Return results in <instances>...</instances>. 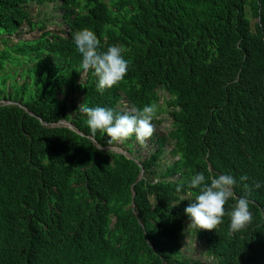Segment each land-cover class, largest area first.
I'll list each match as a JSON object with an SVG mask.
<instances>
[{
  "label": "trees",
  "instance_id": "obj_1",
  "mask_svg": "<svg viewBox=\"0 0 264 264\" xmlns=\"http://www.w3.org/2000/svg\"><path fill=\"white\" fill-rule=\"evenodd\" d=\"M48 6L58 31L33 18ZM25 26L39 35L18 38ZM84 28L129 61L102 95L72 43ZM0 44V264H264V0H0ZM82 104L155 105L170 130L128 159L98 149L115 142ZM197 173L237 181L213 230L184 215ZM240 197L252 221L232 233Z\"/></svg>",
  "mask_w": 264,
  "mask_h": 264
},
{
  "label": "clouds",
  "instance_id": "obj_2",
  "mask_svg": "<svg viewBox=\"0 0 264 264\" xmlns=\"http://www.w3.org/2000/svg\"><path fill=\"white\" fill-rule=\"evenodd\" d=\"M72 43L80 57V68L82 72H90L96 79V92L103 94L106 90L118 85L126 76L129 61L125 58V49L122 45H111L105 50L101 49L100 41L94 32L84 28L73 34ZM85 116L86 127L92 136L102 133L107 136V144L114 143L111 147L99 150L113 152L112 147L118 141L128 139L145 143L154 133L152 120L157 111L155 105H146L142 109H133L131 113H118L109 107H89L84 104L78 107ZM67 127L68 123L60 122ZM68 128V127H67ZM73 128V127H72ZM71 130V129H70ZM74 130V129H73ZM72 130V131H73ZM149 141V140H148ZM147 146V147H145ZM149 149V142L137 149ZM125 156L133 159L139 153H128ZM138 151V150H137ZM136 162V161H135ZM246 176L240 178L246 180ZM237 181L231 174L222 173L217 176L206 177L204 173H197L187 182L189 190H195L194 197L184 209V215L188 218V228L194 231L213 230L223 222L225 216V204L234 196L233 188ZM259 187V185H257ZM184 189V185L177 186V192ZM250 201L246 197H240L229 213V231L240 232L252 221V213L249 210Z\"/></svg>",
  "mask_w": 264,
  "mask_h": 264
},
{
  "label": "rangeland",
  "instance_id": "obj_3",
  "mask_svg": "<svg viewBox=\"0 0 264 264\" xmlns=\"http://www.w3.org/2000/svg\"><path fill=\"white\" fill-rule=\"evenodd\" d=\"M31 11L33 12V18L36 20L41 21L44 17H47V22L52 23V24H48L47 25V29L48 30H53V31H58L59 29H61V27H57V23L59 24L60 22V13L58 12H54L53 11V6H48L46 8L43 9H39L36 7L31 8ZM40 13V14H39ZM39 35V33L35 30V31H30V29L28 27H22L21 29V34L18 38L21 39H25V40H31L33 38H36ZM0 49H1V44H0ZM164 120V122L162 124H160L159 126L154 125V133L156 134H161V135H166L167 132L170 130V122L169 119L167 118V115H162L161 117H158L157 120ZM59 126H63V124L59 125ZM149 141L147 140L145 143L141 144L139 143L136 139L135 140H131L128 139L126 141H118L116 142L115 146L112 147V151L114 152H119L124 154L125 156H127V150H133L134 153H139L140 156H143L145 154V149L146 148H140L137 149L139 146H143L146 143H148ZM147 147V146H145ZM138 150V151H137ZM171 150V148L168 146L166 148V151L169 152ZM173 162V160H171V157H165L162 160V163L164 165H169ZM198 242H196L195 240H191L190 238L185 239V247L189 248L192 252L189 253V255L193 258V259H197L199 258V246H198ZM203 261V260H202Z\"/></svg>",
  "mask_w": 264,
  "mask_h": 264
},
{
  "label": "water",
  "instance_id": "obj_4",
  "mask_svg": "<svg viewBox=\"0 0 264 264\" xmlns=\"http://www.w3.org/2000/svg\"><path fill=\"white\" fill-rule=\"evenodd\" d=\"M67 127H68L69 129L73 130V128H72V126H71L70 124L67 125Z\"/></svg>",
  "mask_w": 264,
  "mask_h": 264
}]
</instances>
